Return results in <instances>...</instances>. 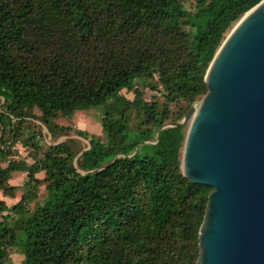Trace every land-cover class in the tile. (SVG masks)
I'll use <instances>...</instances> for the list:
<instances>
[{"label": "trees", "instance_id": "16d2710c", "mask_svg": "<svg viewBox=\"0 0 264 264\" xmlns=\"http://www.w3.org/2000/svg\"><path fill=\"white\" fill-rule=\"evenodd\" d=\"M260 1L196 0L191 9L186 0H0V122L37 107L52 125L59 113L106 106L105 138L90 135L77 166L74 149L59 142L39 166L0 167L10 195L14 171L31 172L29 190L36 171L47 180L43 204L26 215L23 195L14 225L0 221V264L9 246L24 254L18 264H197L213 188L183 173L186 126L158 129L172 103L207 93L217 50ZM159 85L162 107L145 97ZM134 87V100L121 93Z\"/></svg>", "mask_w": 264, "mask_h": 264}, {"label": "water", "instance_id": "95a60500", "mask_svg": "<svg viewBox=\"0 0 264 264\" xmlns=\"http://www.w3.org/2000/svg\"><path fill=\"white\" fill-rule=\"evenodd\" d=\"M208 91L179 121L181 168L213 188L197 264H264V0L232 27L208 67Z\"/></svg>", "mask_w": 264, "mask_h": 264}, {"label": "rangeland", "instance_id": "374dc122", "mask_svg": "<svg viewBox=\"0 0 264 264\" xmlns=\"http://www.w3.org/2000/svg\"><path fill=\"white\" fill-rule=\"evenodd\" d=\"M185 4L194 9L196 0H186ZM136 87L144 88L145 84L140 79L136 82ZM123 89L121 93L129 100H134L135 89ZM145 97L148 100H156L160 107L165 103L161 85L157 90L145 89ZM197 100L195 102H198ZM3 100H1V103ZM195 102L188 101L174 102L170 105L171 118L167 121H174V117L182 112H186ZM0 103V104H1ZM1 108V105H0ZM106 112L105 105H99L87 110H78L71 115L59 113L54 119L53 124L49 125L41 119L42 112L35 107L33 113L35 116L24 118H12L11 121L0 122V167L6 168L11 161H22L27 165L41 164L44 153L50 146L66 142L74 149L76 158L75 165H78V158L84 150L90 147V135L105 138V132L102 127V118ZM184 117V116H183ZM139 120L135 111L132 113L130 125L138 126ZM64 127L65 129H61ZM80 131L87 133L85 136ZM30 171H14L10 174L8 185L16 186L13 194H7L0 186V208L7 205L8 209L0 210V221H5L13 226L19 213L13 207L21 200L23 195L28 194L26 200V211L28 215L36 207L47 200V180L45 170H38L34 173L37 181L33 182L32 190L25 187V182L30 178ZM25 260V256L17 246L7 248V258L4 264H18Z\"/></svg>", "mask_w": 264, "mask_h": 264}, {"label": "bare ground", "instance_id": "6f19581e", "mask_svg": "<svg viewBox=\"0 0 264 264\" xmlns=\"http://www.w3.org/2000/svg\"><path fill=\"white\" fill-rule=\"evenodd\" d=\"M235 24H236V23H235ZM235 24H234L233 26H235ZM233 26H232V27H233ZM232 27H231L230 31L232 30ZM230 31H229V33H230ZM229 33H228V34H229ZM228 34H227V35H228Z\"/></svg>", "mask_w": 264, "mask_h": 264}]
</instances>
